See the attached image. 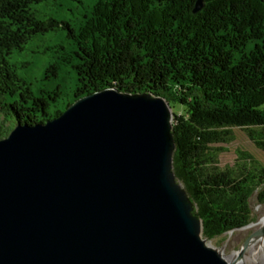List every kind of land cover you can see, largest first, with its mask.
Here are the masks:
<instances>
[{
  "label": "trees",
  "instance_id": "1",
  "mask_svg": "<svg viewBox=\"0 0 264 264\" xmlns=\"http://www.w3.org/2000/svg\"><path fill=\"white\" fill-rule=\"evenodd\" d=\"M42 0H0V139L17 124L52 120L83 96L105 88L162 96L174 114V172L203 221L208 239L252 222L250 197L264 203V164L237 150L219 165L224 147L243 129L264 150V0H93L70 24L71 47L35 73L12 58L59 21L39 19ZM28 63H23L25 67ZM76 85L61 98L63 67ZM36 74V75H35ZM39 82V83H38Z\"/></svg>",
  "mask_w": 264,
  "mask_h": 264
},
{
  "label": "water",
  "instance_id": "2",
  "mask_svg": "<svg viewBox=\"0 0 264 264\" xmlns=\"http://www.w3.org/2000/svg\"><path fill=\"white\" fill-rule=\"evenodd\" d=\"M173 117L162 96L105 88L17 124L0 139V264H237L174 172Z\"/></svg>",
  "mask_w": 264,
  "mask_h": 264
},
{
  "label": "rangeland",
  "instance_id": "3",
  "mask_svg": "<svg viewBox=\"0 0 264 264\" xmlns=\"http://www.w3.org/2000/svg\"><path fill=\"white\" fill-rule=\"evenodd\" d=\"M93 0H42L33 4V9L39 19H55L59 21V26L55 30H48L39 35V37L29 41L22 52L16 54L12 60L14 63L20 65V70L24 71L28 67H32L35 73H38L48 62L57 60L63 53V48L59 44H63L66 48L71 47L73 37L69 36V27L65 26L70 24L76 28L79 18L90 7ZM23 63H28L25 67ZM75 70L69 65L63 67L57 79L49 81L45 80L40 83L46 88L52 86H59L61 89V98L66 99L70 95V91L76 85V78L74 76ZM36 75V74H35ZM39 83V82H38ZM69 95V96H68ZM264 109V105L261 107ZM173 115L183 113L181 106H174L172 108ZM174 120V117H173ZM172 120V121H173ZM236 137L231 142H221L216 144L218 147H224L225 151L220 152L219 165L221 167L233 165L237 159V150H247L254 155L256 159L264 164V150L254 145V142L248 138V135L243 129L234 128ZM255 191L253 196L250 197V205L252 208V222L255 223L262 219L264 212V203L258 201V193ZM254 233L251 229H239L234 232H229L224 235H219L214 238L208 239L207 242L219 249L223 256H229L232 253L238 252L243 245L244 241Z\"/></svg>",
  "mask_w": 264,
  "mask_h": 264
},
{
  "label": "bare ground",
  "instance_id": "4",
  "mask_svg": "<svg viewBox=\"0 0 264 264\" xmlns=\"http://www.w3.org/2000/svg\"><path fill=\"white\" fill-rule=\"evenodd\" d=\"M263 224L264 218L262 217L261 220L246 226L245 229H251L255 233L263 227ZM236 251L225 258L227 260H235L237 264H264V234L259 233L253 235L252 240L249 242V245L242 256H240L239 251Z\"/></svg>",
  "mask_w": 264,
  "mask_h": 264
}]
</instances>
